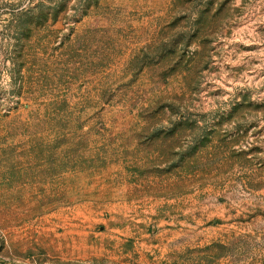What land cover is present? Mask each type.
Wrapping results in <instances>:
<instances>
[{"label": "rangeland", "instance_id": "374dc122", "mask_svg": "<svg viewBox=\"0 0 264 264\" xmlns=\"http://www.w3.org/2000/svg\"><path fill=\"white\" fill-rule=\"evenodd\" d=\"M0 264H264V0H0Z\"/></svg>", "mask_w": 264, "mask_h": 264}]
</instances>
